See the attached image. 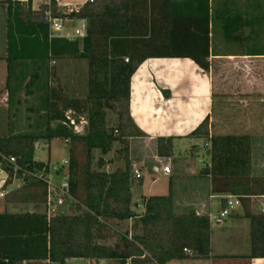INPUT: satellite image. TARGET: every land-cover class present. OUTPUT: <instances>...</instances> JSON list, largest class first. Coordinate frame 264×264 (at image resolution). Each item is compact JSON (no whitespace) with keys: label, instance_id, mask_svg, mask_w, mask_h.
<instances>
[{"label":"trees","instance_id":"1","mask_svg":"<svg viewBox=\"0 0 264 264\" xmlns=\"http://www.w3.org/2000/svg\"><path fill=\"white\" fill-rule=\"evenodd\" d=\"M7 3L6 90L9 117L13 119L18 107L26 101L21 92L34 94L39 100L36 107L29 108L36 116L34 123L27 120L28 127L34 130L33 134H11L0 138V166L9 178L16 176L23 181L22 187L10 197L46 203L48 182L45 174L49 168L34 160V145L40 139L64 140L68 142L66 181L69 194L75 206L80 208V213L68 215L55 212L47 219L45 213L0 212V258L6 259L8 264H65L66 260L73 258L88 259L90 264L103 259L117 260L120 264H126L127 260L130 264H166L173 259L186 257V250L196 256H208L209 217L195 212L183 216L172 215L169 195L146 200L144 214L137 217L132 225L134 230L140 229L141 234L132 235L131 240L128 232L119 234V240L113 247L99 242L107 236L102 232L108 229L109 220L122 221L135 215L130 210V161H126L123 170L107 173L100 171L104 165L103 159L98 160L97 169L91 168L92 151L99 149L105 155L113 141L119 138L144 137L128 113L130 80L139 62L134 55H130L126 62V52L115 51V46L121 44L123 37L136 35V32L115 27L122 16L115 13L113 0H100L99 11L97 6H93L74 14L88 21L84 54H81L89 60L88 92L84 99H70L60 87L50 86L51 80L57 82L53 68L48 64L55 56V40L48 37V25L43 17L33 26L36 37L21 40L20 51H16L14 19L17 18L19 26V4H13L11 0H7ZM13 6L16 7L14 13ZM207 35L208 30L205 31L203 55L199 58L190 54L206 70L210 66L205 60L208 55ZM37 36H41V40ZM249 49V55L264 56V47ZM111 101L124 102L126 123L121 119L116 128L109 129L104 111L111 108ZM68 110L87 112L85 134L72 131L73 128L64 123L67 122L65 112ZM52 121H57V124L52 126ZM207 121L206 118L191 134L208 136V130H203ZM154 141L157 143L156 154L169 156L173 138ZM209 142L210 163L202 175L210 178L213 194L237 195L240 202L244 196L264 194V179L250 176L249 136H210ZM79 143L85 146L86 158L83 162L78 160L74 151ZM9 157L16 159L15 173V165L5 160ZM152 168L153 165L150 170ZM251 222L252 253L242 257H264V214L253 215Z\"/></svg>","mask_w":264,"mask_h":264},{"label":"crops","instance_id":"2","mask_svg":"<svg viewBox=\"0 0 264 264\" xmlns=\"http://www.w3.org/2000/svg\"><path fill=\"white\" fill-rule=\"evenodd\" d=\"M11 2L19 4V26L17 18L14 19L16 51L19 52L21 40L36 37L33 26L41 21L46 5L43 0ZM95 3L97 10H101L100 0L93 3L88 0H52V13L61 23L62 31L50 37L48 28V37L55 40V56L48 64L56 65L57 71L53 68L55 77L58 75L72 84L82 78L88 79L89 74V60L81 56L84 54L88 21L74 14L83 8H92ZM113 6L115 13L122 16L119 23L116 21L115 27L136 32V35L123 37L121 44L115 46V51L126 52L124 61L134 55L139 62L130 80L128 113L134 125L144 134L142 138L147 140L190 138L192 131L211 114L214 72L218 70L214 67L227 63L246 64L264 60V56L249 55V48L264 47V0H113ZM15 8L13 6V13ZM0 10V32L5 36V56H2L5 75L3 90L0 92V105L5 107L9 118L6 90L9 17L7 0H0ZM207 30L208 55L205 60L210 64L208 70L201 68L190 56L193 54L200 58L203 55ZM37 37L41 40V36ZM234 47L238 50H232ZM86 89L88 91V87ZM53 140L59 139L50 141ZM49 172L50 166L45 174L48 181L46 203H35L10 197L22 187L23 182L18 184L17 180L21 179L16 176L9 178L8 173L0 167V194L3 193L0 195V212L45 213L48 219L47 212L55 206L59 195L58 187L66 181L65 172L60 184L50 183ZM260 175H264V152L257 157L251 151L250 176L257 178ZM205 179L208 180L209 195L207 200H202ZM132 180L141 182L138 191L143 193V177L138 181ZM153 182L154 179L151 185ZM201 183H204L203 187ZM167 190V195H143L145 198L168 196L169 191L173 190L181 199L190 200L186 202V206L190 205L197 215L210 218L218 214L229 196H237L213 194L208 176L194 182L185 181L183 184L180 178H169ZM130 191L133 197L137 191L136 186L131 187ZM176 202L178 203L177 199ZM218 205L221 207L217 208ZM260 213L264 214V194L244 196L239 205L230 209L226 218L210 223L208 256L201 257L185 252L186 257L173 259L166 264H264V257H242L252 253L251 218ZM85 260L86 264H90L88 259ZM116 261L103 259L95 264H114ZM0 264L8 262L0 258Z\"/></svg>","mask_w":264,"mask_h":264},{"label":"rangeland","instance_id":"3","mask_svg":"<svg viewBox=\"0 0 264 264\" xmlns=\"http://www.w3.org/2000/svg\"><path fill=\"white\" fill-rule=\"evenodd\" d=\"M93 6H96V3L93 4ZM4 38L5 36L1 31L0 92L3 90L5 75V63L2 59V56H5ZM232 50H238V48L234 47ZM246 64L235 62L216 66L217 68L214 67L215 70H218L214 72L212 110L208 117L207 124L203 129L208 130V136L195 137L192 135L188 139H174L172 141V150L167 157L158 156L156 154L157 143L154 140L134 137L119 138L113 141L110 151L105 155H103L99 149H94L92 151L93 158L91 161V168L93 169H97L98 160L103 159L104 165L100 168V171L112 173L116 170H123L126 161L129 160L130 166L132 163H137L141 166L143 173V193L140 190L138 191L141 182H134L131 178V187L136 186L137 191L136 194L134 192L133 197L131 194L130 210L136 217L134 216L133 218L122 221L114 219L109 220V225H107L109 230L107 229L105 230L106 232H102V234L107 236L104 240L99 241L101 244L113 247L119 240V234L128 232V235L131 237L136 233L141 234V230H134L132 225L137 217L144 214L146 199H148L145 198V196H147V194L157 193H165L167 195L169 178L172 180L173 178H180L181 184L185 181L194 182L196 179H204L206 176L202 174L210 163V136L247 135L250 138L251 151H254L255 156L258 157L263 154L264 60L260 59ZM50 66L56 70V65L51 63ZM99 78L101 79L102 76L100 75ZM56 79V83L54 80H51L50 86L60 87L66 97L70 99H84L87 96L88 91L86 88L88 87L89 74L88 79L82 78L73 84L69 80L66 81L61 79L58 75ZM11 80L14 82L13 78ZM21 96H24L23 99L26 101L18 108L13 119L7 117L5 107L0 105V137L8 136L12 133L15 135L27 136L34 133L33 128L28 127L27 120L31 123L35 122L36 116L29 111V108L36 107L39 104V100L34 94L25 95L24 91L21 92ZM125 107L126 105L124 102L111 101V108H107L104 111L107 128H116L121 119L124 124L126 123ZM65 114L73 118L77 124H79L81 120H84L85 123L79 124V129H82L79 134L86 133L87 112L78 113L68 110ZM55 124H57V121L51 122L52 126H55ZM114 134L118 136L119 133ZM34 147V158L46 163L45 165L48 168L50 166L49 182L52 184H60L68 164L61 166H59V164L68 159V142L64 140H53L49 142L48 140L40 139L35 143ZM74 151L78 160L83 162L86 158L85 146L79 143L75 145ZM151 165L158 166L159 168L169 166L170 171L168 174L155 175L153 171L150 170ZM0 167L2 168V165ZM191 169L195 171L193 172ZM13 170L15 173L17 168L14 167ZM152 174L155 176H151ZM257 178L264 179V175L257 176ZM153 179L154 182L151 185ZM17 182L18 184H22L23 181L17 180ZM203 184L201 183V186ZM149 185H151V187H149ZM203 186L205 188L202 190L203 195L201 199L207 200L209 195L207 179H205V185ZM168 195L171 198L172 204L170 210L172 215L183 216L194 212L190 205L186 206V202H190V200L181 199L173 190H170ZM138 202L142 204L139 205ZM218 207L221 206L218 205L217 208ZM55 209L57 214L71 215L80 213V208L75 206L73 201H67L61 206L55 204L54 210ZM163 235L165 234L163 233ZM127 263L130 264L129 260H127L126 264ZM65 264H86V260L71 259L66 261ZM114 264L120 263L116 261Z\"/></svg>","mask_w":264,"mask_h":264},{"label":"built area","instance_id":"4","mask_svg":"<svg viewBox=\"0 0 264 264\" xmlns=\"http://www.w3.org/2000/svg\"><path fill=\"white\" fill-rule=\"evenodd\" d=\"M43 1L46 5V9L43 11V20L48 25L49 36L53 37L56 35V33L62 31V25L59 22V20L57 18H55L52 14V0H43ZM88 2L93 3V2H95V0H88ZM82 28H84V24H82ZM125 61L127 62L128 59L126 58ZM66 119H67V122H64V123L67 125H70L73 128L74 132H76V133L81 132L82 129H79V124L81 125V123H85L84 120H81V122L79 124H77L75 122V120L73 118H71L69 115H66ZM5 160L7 162L15 165V158L14 157L5 158ZM67 164H68L67 160H65L61 163V165H67ZM15 167H16V165H15ZM152 171L155 175H160L161 173L168 174L170 171V168H169V166H164L162 168H159L158 166H153ZM130 175H131L132 179H135V180L141 179L142 175H143L142 170H141V166H139L137 163H132L130 166ZM58 194L59 195L57 197L56 204L59 206L64 205L67 201H73V199L71 198V196L69 194V185H68L67 181L63 182L58 187ZM0 195L2 196L3 193H1ZM239 204H240V201L237 199V197L229 196L226 199L223 207L220 208L218 214L213 218L209 217L210 223L212 221L215 223L222 221L224 218H226L229 215L230 209H232L234 206H237ZM54 211H55L54 207L49 208V212H47L48 219L50 218L51 215L54 214ZM128 238H129V240L132 239V237L130 235H128ZM187 252L190 253V251H187Z\"/></svg>","mask_w":264,"mask_h":264}]
</instances>
